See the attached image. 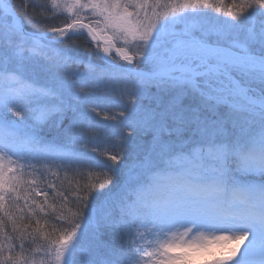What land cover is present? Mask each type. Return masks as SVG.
<instances>
[{"label":"snow or ice","instance_id":"1","mask_svg":"<svg viewBox=\"0 0 264 264\" xmlns=\"http://www.w3.org/2000/svg\"><path fill=\"white\" fill-rule=\"evenodd\" d=\"M0 264H264V0H0Z\"/></svg>","mask_w":264,"mask_h":264},{"label":"trees","instance_id":"2","mask_svg":"<svg viewBox=\"0 0 264 264\" xmlns=\"http://www.w3.org/2000/svg\"><path fill=\"white\" fill-rule=\"evenodd\" d=\"M15 2H16L17 4H19L20 0H15ZM230 2H231V0H226V3H230ZM81 51H83V50H81ZM93 59L95 60L96 58L93 57Z\"/></svg>","mask_w":264,"mask_h":264}]
</instances>
